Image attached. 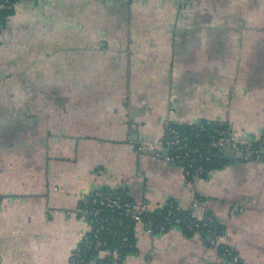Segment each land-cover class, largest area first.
Masks as SVG:
<instances>
[{
  "label": "crops",
  "instance_id": "crops-1",
  "mask_svg": "<svg viewBox=\"0 0 264 264\" xmlns=\"http://www.w3.org/2000/svg\"><path fill=\"white\" fill-rule=\"evenodd\" d=\"M264 148V0H21L0 31V264H71L107 190L210 218L214 243L132 229L119 264H264V158L204 176L167 162L170 124ZM158 154V155H157Z\"/></svg>",
  "mask_w": 264,
  "mask_h": 264
},
{
  "label": "built area",
  "instance_id": "built-area-1",
  "mask_svg": "<svg viewBox=\"0 0 264 264\" xmlns=\"http://www.w3.org/2000/svg\"><path fill=\"white\" fill-rule=\"evenodd\" d=\"M12 0H0V10L8 9ZM12 3L14 5L18 0ZM9 18H7L8 21ZM7 23V22H6ZM6 24L0 20V31L5 28ZM199 131H205V127L201 124L198 126ZM198 134H194V138H197ZM208 139L211 141L212 147L216 148L217 154H209L201 156L196 148L193 149L192 154H185V150L191 151V148L184 142L185 138L174 128L168 127L165 137L163 139L164 154L161 155L167 162L180 164L184 162V175L186 178L190 176H199L204 172L203 166L198 163L202 160L209 161L216 158L222 159L224 151L230 150L233 153L244 154L248 157H254L262 159L264 158V148H251L249 146H240L232 142L225 128H212L208 132ZM158 155V154H157ZM90 208L86 211L88 219L91 220V229L88 233H92V238H89L87 234L82 239L83 250H75L71 255V264H80L83 262L82 253L86 250H94L98 252V258H114L116 260L121 259V252L118 250L112 251L108 248V242L100 235L102 232H107L111 235H121L120 249H126L131 247L128 243L127 233L118 232V228L122 229L123 223L121 221L106 219L100 217L101 208L106 207L109 210H117L119 215H123L124 220H130L135 223H143L149 232H163L171 225L183 226L187 231L198 232L206 236L207 241L214 243V236L216 232V226L210 218L203 221H196L190 217L182 216L178 208H174L171 204L168 205L167 210L164 213H158V219L147 215L150 211L147 210L145 204H135L131 201L123 200L120 197L112 196L110 193H103L101 191L94 192L91 196ZM94 224L92 225V223ZM114 226V228H110ZM106 249V250H104ZM224 256L227 258L229 264H241L237 257L233 256L229 249L225 248ZM95 262L93 264H110L108 261Z\"/></svg>",
  "mask_w": 264,
  "mask_h": 264
},
{
  "label": "trees",
  "instance_id": "trees-1",
  "mask_svg": "<svg viewBox=\"0 0 264 264\" xmlns=\"http://www.w3.org/2000/svg\"><path fill=\"white\" fill-rule=\"evenodd\" d=\"M21 0H18L17 3H19ZM15 1H11L9 4H11V6L8 9H3L0 10V20L3 22V24H6L7 22V18H9L14 11V5L17 4L15 3L14 5H12V3H14ZM202 125L203 127H205V131H199L198 126ZM169 127H172L174 129H176L183 138H185L184 142L187 144V146L189 148H191V151L185 150V154L190 153L192 154L193 149L196 148L198 150V152L201 154V156H206L209 154H217L218 150L214 147H212L211 145V141L208 139V132L211 131L212 128H224L218 124H209V123H205V122H201L197 125H176V124H170ZM226 129V128H225ZM194 134H198L197 138H194ZM254 148H257L256 146H253ZM184 162L180 163L181 166L185 165L183 164ZM223 163L222 159L216 158L215 156H213V159H210L209 161H205L202 160L200 161L198 164L203 166L204 168V172L199 175V176H204L206 174V172L210 169H213L215 167L220 166ZM193 176L188 177L187 179L192 178ZM103 193H110L112 196L115 197H120L123 200L126 201H130L128 198H126L124 195L119 194L118 192H113V191H107V190H100ZM91 197L88 198L87 200V205H86V210H89L91 204ZM132 202V201H131ZM171 204L174 208H178L174 203H169ZM167 204L165 207L156 210L154 212H149L147 215H150L152 217H155L156 219H158V213H164L167 208L168 205ZM101 208V212H100V217L102 218H106V219H112V220H117V221H121L123 223V227L118 228V232L127 233V236L129 238L128 243L131 245V247H128L126 249H120V241H121V235L116 234V235H111L107 232H102V234L100 235L102 238L106 239L108 242V248L111 249L112 251L114 250H118L119 252H121V259H114L112 257L110 258H102L99 259L98 258V252L94 251V250H86L85 252L82 253V257H83V262L80 264H93L95 262H105L107 261V259H109L108 261L110 262V264H119L122 259L124 258V256L133 250V238H132V229H133V225L134 223L130 220H124L123 219V215H119L117 210H109L106 207H100ZM179 209V208H178ZM180 210V209H179ZM180 213L182 216H186V217H190L188 214L182 212L180 210ZM86 216L88 217V214L86 213ZM191 218V217H190ZM192 219V218H191ZM90 220V219H89ZM194 220V219H193ZM91 222V220H90ZM94 224V222L92 223V225ZM111 229L114 228V226L110 227ZM87 236L89 238H92V233H88ZM77 250H83L82 248V242L79 244ZM106 250V249H104Z\"/></svg>",
  "mask_w": 264,
  "mask_h": 264
},
{
  "label": "rangeland",
  "instance_id": "rangeland-1",
  "mask_svg": "<svg viewBox=\"0 0 264 264\" xmlns=\"http://www.w3.org/2000/svg\"><path fill=\"white\" fill-rule=\"evenodd\" d=\"M7 24V23H6Z\"/></svg>",
  "mask_w": 264,
  "mask_h": 264
}]
</instances>
